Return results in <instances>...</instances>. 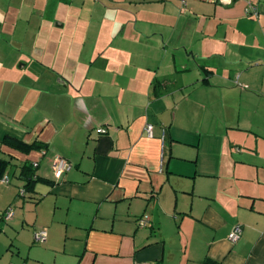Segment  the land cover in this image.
Segmentation results:
<instances>
[{
  "label": "crops",
  "instance_id": "obj_1",
  "mask_svg": "<svg viewBox=\"0 0 264 264\" xmlns=\"http://www.w3.org/2000/svg\"><path fill=\"white\" fill-rule=\"evenodd\" d=\"M16 2L17 30L0 22V54H18L0 67V264H264V0ZM24 165L46 181L26 190Z\"/></svg>",
  "mask_w": 264,
  "mask_h": 264
},
{
  "label": "built area",
  "instance_id": "obj_2",
  "mask_svg": "<svg viewBox=\"0 0 264 264\" xmlns=\"http://www.w3.org/2000/svg\"><path fill=\"white\" fill-rule=\"evenodd\" d=\"M223 1L225 3H231L232 2V0H223ZM248 13L257 15V11H256L255 6L250 5ZM99 132L100 133H106V131L103 130V129H100ZM146 132H147V135L149 137H152L153 136V126L152 125H147L146 126ZM35 166H37V164H35ZM71 167L72 166H71L70 162H68L67 160H65L63 158H57L55 160V164H54V167H53L55 178L56 179H61L63 174L65 172L69 171L71 169ZM2 182L4 184H9L10 183L9 177L8 176H4L2 178ZM12 215H13V211H12V209H10L6 213L5 217L8 220V219H10L12 217ZM148 222H149V217L148 216H143L142 218H140L138 220V224H139L140 227H146ZM241 235H242V229L240 227H236V228H234V230L229 235V241L232 244H235L240 239ZM47 236H48V233H47L46 229H42V230L36 232L35 233V241H36V243H41L42 244V243L46 242Z\"/></svg>",
  "mask_w": 264,
  "mask_h": 264
},
{
  "label": "rangeland",
  "instance_id": "obj_3",
  "mask_svg": "<svg viewBox=\"0 0 264 264\" xmlns=\"http://www.w3.org/2000/svg\"><path fill=\"white\" fill-rule=\"evenodd\" d=\"M28 7L29 6H26V8L25 9H27L26 10V12H28ZM18 5H17V2H16V0H0V22L1 23H3V24H5V30H8V29H10L11 31H13L12 29L14 28L15 30H17V28H18V20H17V16L19 15V10H18ZM12 38V37H11ZM55 36H53V38H51V42H54V40H55ZM18 39H21V40H24V41H26V43H29V42H36V38H34L33 36L32 37H22V38H20V37H18V36H16L15 38H14V40H13V44H18L17 43V40ZM56 40H57V38H56ZM3 55L4 54H0V67H3L5 64H7V62L8 61H13V59H14V57H17L18 56V54H16L15 55V52L14 53H12L11 55H10V58H9V60L7 61L6 60V58H4L3 57ZM45 63H47V59L45 58L43 61H42V65L44 66L45 65ZM4 74L3 73H0V79H2V76H3ZM14 81V80H13ZM13 81L11 80V83L13 84ZM26 83L28 84V83H32V80L31 79H27L26 78ZM21 86H24V84H21ZM34 88H36L37 89V86H35L34 85ZM35 92H37V91H35ZM17 97L19 98L20 96L19 95H17ZM14 102V99L13 98H11V103H13ZM11 106L13 107V108H15L14 106H15V104H11ZM13 108H11V111L13 112L14 111V109ZM20 110V108H17V110H16V112H18ZM33 151H36V152H41V151H37V150H33ZM32 152V151H31ZM42 153H40V155H41ZM36 244V243H35Z\"/></svg>",
  "mask_w": 264,
  "mask_h": 264
},
{
  "label": "trees",
  "instance_id": "obj_4",
  "mask_svg": "<svg viewBox=\"0 0 264 264\" xmlns=\"http://www.w3.org/2000/svg\"><path fill=\"white\" fill-rule=\"evenodd\" d=\"M3 142L11 146L13 149L19 150L23 153H29L30 151L33 150H40L44 147V145L39 144L37 142L28 144L10 136L5 137ZM7 167H8V162L4 161L3 159H0V177L3 176V173ZM35 172H36V168H34L31 165H24L22 167L21 175L27 181L26 190H31L32 185L38 181H44V182L46 181L42 178H38Z\"/></svg>",
  "mask_w": 264,
  "mask_h": 264
}]
</instances>
